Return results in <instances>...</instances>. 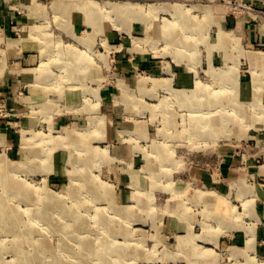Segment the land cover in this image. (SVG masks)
<instances>
[{"label": "rangeland", "instance_id": "obj_1", "mask_svg": "<svg viewBox=\"0 0 264 264\" xmlns=\"http://www.w3.org/2000/svg\"><path fill=\"white\" fill-rule=\"evenodd\" d=\"M261 53L264 0H0V264H264Z\"/></svg>", "mask_w": 264, "mask_h": 264}, {"label": "bare ground", "instance_id": "obj_2", "mask_svg": "<svg viewBox=\"0 0 264 264\" xmlns=\"http://www.w3.org/2000/svg\"><path fill=\"white\" fill-rule=\"evenodd\" d=\"M125 4H127V3H125ZM128 7V6H127ZM256 57V59H261V61H264V53H261L260 55H256L255 56ZM255 59V58H254ZM220 74H224V71H221L220 72ZM73 132H70V131H67L66 132V137H70V135L72 134ZM4 169H6V171H7V173H5V174H2V180H0V184H2L1 186H3V187H5V185H8V181H9V176H6V175H8V167H6V168H4ZM17 169H19V168H17ZM16 169V170H17ZM1 176V175H0ZM21 186L19 185V187L18 188H20ZM46 188V187H45ZM57 201V200H56ZM0 203H1V207L0 208H3V206L2 205H4V201H3V199H1V197H0ZM69 214L66 212V215H65V217H69L68 216ZM63 216V215H62ZM43 217L46 219V220H48V221H52V219H53V216L52 215H50V214H47V215H43ZM37 218H40V217H37ZM69 218H73L74 219V222H76L77 224L83 219V217L81 216V215H79V214H77V213H75V214H73V215H71ZM41 219H42V217H41ZM54 223V225L55 226H58V224L56 223V222H53ZM70 228H74L73 227V223H69V227H67V229H70ZM69 233V234H68ZM72 234H75L74 233V231H70L69 230V232H66V234H65V237H66V240L64 239L63 240V242H64V245L63 246H68L67 244H70V243H73V242H75V239H76V237H75V239H73V235ZM76 235V234H75ZM73 236V237H72ZM77 242H80V240H77ZM31 243V242H30ZM33 244V243H32ZM99 245H102L103 246V249H100L99 248ZM65 249V248H64ZM71 250V248H68V249H65L66 251L67 250ZM17 250H20V253H23V254H21V256H17V259L20 257V259H19V262H24L25 260H29V259H32L31 257H29V255L26 253V248H24L23 246L22 247H17ZM88 250H91V249H88ZM95 253H94V255H95V259L96 260H99V261H101V263L102 264H121V262H119V263H109V261H107L108 263H106V260H118V261H120V254H121V252H120V250L118 249V248H116V247H112L110 244H109V242H108V240L107 239H99V241H98V245L97 246H95V251H94ZM20 255V254H19ZM50 256V255H49ZM57 256H55V257H53V259H52V261L54 262V261H56L57 260ZM86 260L88 259V258H85ZM21 260V261H20ZM60 261V260H59ZM58 261V263H56V264H71V262L73 261V259H64L63 258V260L61 261V262H59ZM18 262V264H21V263H19ZM54 264V263H53Z\"/></svg>", "mask_w": 264, "mask_h": 264}, {"label": "crops", "instance_id": "obj_3", "mask_svg": "<svg viewBox=\"0 0 264 264\" xmlns=\"http://www.w3.org/2000/svg\"><path fill=\"white\" fill-rule=\"evenodd\" d=\"M73 19L75 21L80 20V19L85 20V17L83 16V18H81L80 15H78L76 13L75 14L73 13ZM95 22H96V20H95ZM250 36H251V40H252V39H254L255 34L253 32H250Z\"/></svg>", "mask_w": 264, "mask_h": 264}]
</instances>
